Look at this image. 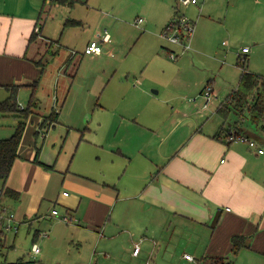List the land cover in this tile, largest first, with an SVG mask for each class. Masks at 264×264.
I'll list each match as a JSON object with an SVG mask.
<instances>
[{"label": "crops", "instance_id": "crops-1", "mask_svg": "<svg viewBox=\"0 0 264 264\" xmlns=\"http://www.w3.org/2000/svg\"><path fill=\"white\" fill-rule=\"evenodd\" d=\"M87 1L78 0L70 7L53 4L51 0H0V95L5 92L6 99L9 92L5 87L19 85L17 96L21 89L28 90L23 99L25 102L28 98V103L31 92L28 85L40 77V68L35 62L49 58L48 50L55 55L45 71L49 67L48 72L54 68L57 71V82L50 91L49 103L43 105L36 93L39 106L36 114L29 118L19 157L4 185V188L18 192L17 199H3L19 223L15 235L24 226L26 234L33 237V244L42 240L45 248L37 253L43 252L42 261L49 257L52 247L67 244V247L85 248L88 258L84 264H89L93 246L105 252L109 246L111 253L132 249V258L138 259L143 253L146 260L158 259L160 255L165 258L171 250V257L176 258L171 264H200L198 259L202 257L227 258L232 253L233 236H244L247 243L236 255L248 250L263 260L264 154H259L245 142L226 144L214 138L224 122L221 118L219 125L212 119V114L218 115L220 103L239 81L229 90L217 89L219 75L213 74V59L205 55V52L215 51L207 22L214 20L216 14L207 12V6H202L199 0L193 4L197 27L191 49L185 52L189 53L187 57L180 55L183 53L180 45L162 46L170 60L176 62L170 63L175 71L155 73L147 64L139 77L128 78L132 72L130 67L127 72H120L119 79L112 83L109 79L113 76H106L108 84L95 106L112 111L113 117L106 119L103 114L94 117L95 112H89L95 107L90 106L87 95L81 94V89L74 86L80 63L103 61L108 64L103 51L92 55L78 51L75 55H62V50L69 49L72 44L78 46L76 37L70 36V32L72 34V30L88 19V8L94 9ZM160 1L157 22L162 27L170 20L167 6L172 5V0ZM229 7L228 4L220 15L227 18ZM52 11L60 12V17L51 16ZM45 14L47 21L51 18L52 25L43 21ZM108 15L105 13L101 21ZM101 21L91 38L85 40L84 47L91 40L101 39L107 31L105 28L101 33ZM145 22L147 28H151L148 21L139 24ZM142 29L146 31L145 27ZM33 33L38 35L30 41ZM155 35L164 40L162 35ZM50 41H59V44L51 46ZM106 51L112 55L110 48ZM253 52L249 48L246 54L249 70L264 76V70L253 65L257 63V55ZM172 54L176 57L171 58ZM196 58L206 63L203 77L196 75L193 78L194 69L184 68L189 60L193 67ZM75 60L72 71L79 68L76 76L70 75L67 85L62 72L66 75ZM121 61L119 59L117 63L121 64ZM117 66L114 67L115 73L118 72ZM208 85L212 87L214 97L209 107L203 109L204 91ZM150 89L158 98L151 97L156 94L150 95ZM165 91L167 93L162 98L160 93ZM222 95L224 99L221 100ZM191 96L193 102H190L195 103L196 110L194 104L188 102ZM144 98L146 102H142ZM190 106L193 112L187 114L190 118L184 121L186 114L181 115L182 109ZM52 110L59 112L58 123L44 133L39 125ZM92 121L94 129L88 125ZM250 126L244 122L241 128L264 148V131ZM92 132L94 136L87 135ZM7 135L1 134L0 137H9ZM36 147H40V163L34 161ZM55 208H59L61 214L66 213L71 221L54 222L52 211ZM141 225L140 234H147L143 245L142 241L135 240L137 233L134 231ZM183 229L185 235L181 234ZM130 231L133 234L129 235ZM42 232L47 236L41 237ZM36 233H39L38 237ZM3 236L5 239L0 248L6 246V232ZM176 236L181 237L179 242ZM155 237L160 241L157 244L153 242ZM179 243H183V247L177 248ZM136 245L139 247L137 254L134 253ZM185 254L192 255L199 262L187 260Z\"/></svg>", "mask_w": 264, "mask_h": 264}, {"label": "rangeland", "instance_id": "rangeland-1", "mask_svg": "<svg viewBox=\"0 0 264 264\" xmlns=\"http://www.w3.org/2000/svg\"><path fill=\"white\" fill-rule=\"evenodd\" d=\"M199 1H201L200 4H202V6L204 4L207 6V12L216 14L214 20L207 22L209 34L212 37L213 43H215V51L212 53L205 52V55L213 59V74L219 75L217 78V89L221 88L224 90L228 88L227 90H229L231 87L236 86L237 80H239V75L241 73V69L236 64L238 57L237 53H239L240 51L238 50L245 45L251 48L252 52L254 51L253 53H256L257 55V63L255 64L254 62L253 65H257L259 66L258 68L264 70V0ZM228 4L230 7L228 8L227 18H225L224 14L220 15V13L227 9ZM89 5H92L94 9L91 10L88 8V19L84 21L83 25L78 26L76 30H72V34L70 32V36L76 37L75 42L78 44V46L72 44L68 47L69 49L65 48L62 50V55H71L73 50L78 51L79 53L84 52L85 40L87 41L91 38V33L97 28L98 22L101 21L102 17L104 18L105 13H109V15L106 16V20L101 21L103 22L101 23V33H104V29L107 28V31L111 36L110 43L101 44L103 47L104 60L109 62L108 64H104L103 61H99L98 63H80L79 67H81V69L78 73L79 76L77 75L78 77L74 83L75 87L81 89V94L83 93L87 95V99L90 101V106H93L94 108L97 102H99L101 93L102 91L104 92L106 88L105 86L108 84L106 83L108 80L105 78L106 76L107 78L113 76L111 79H109V82L112 83L116 79H119L120 72H127L130 67L132 72L130 71L129 75L127 73L128 78L132 79L133 76L139 77L140 73L144 70L147 64L148 69L155 73L175 71L174 67L170 63L176 64V62L171 61L169 55H167L165 50L162 48V46L171 48L170 46L172 43L167 39L165 40V37L163 36V30L166 26L162 25L161 27V25L157 22L158 13L161 10L160 0H89ZM189 5H191L189 11L185 12L186 7ZM189 5L183 6V4H179L178 0H172V5H170V7L167 6V9H169L168 13H170L171 16L169 17V22H171L173 19V13L177 7L180 10L179 14H184L185 17L192 21L193 28L196 33L197 24L195 22L196 16L194 18V5ZM83 10V13L85 14L86 9L84 8ZM52 14H54V16L60 17L61 13L58 11H52L51 16ZM93 15H95V17H93ZM45 16L46 14L43 17L44 22L47 21ZM140 18H142L144 21H148L151 24V26H149L151 28H147L146 22L142 25H140L141 23L136 25L138 24L137 20ZM51 21V18H49V21H47L48 24H50ZM225 23L226 29L224 28ZM143 27L146 28L145 32L142 29ZM52 32L53 34H56V30L53 29ZM60 32L61 31H59L56 36L59 37ZM155 33L162 35L164 40L162 39L161 41L157 35H155ZM109 48L112 55L110 53L108 54L106 51ZM188 51L189 50L184 51L183 53L180 51L179 54L181 53L180 55L185 58L189 55V53L185 54V52ZM183 54L185 55L183 56ZM248 58L250 61V57ZM119 59H122L121 64L117 63ZM220 61H224V63L222 64ZM76 62L77 60H75L73 65L70 66V69H68V73H66V75L62 72V75L65 77L63 79L66 80L67 85L70 82V75L72 74V76H74L75 74L76 76V71L79 67L74 68V71H72ZM178 62L179 61H177V63ZM205 64L198 61L196 58L194 59L193 67L192 62L189 60V64L184 68L187 70L194 69L193 78L196 75L203 77L206 75L207 67ZM54 65L55 66L53 67H56V64ZM115 66L118 68L117 73L114 71ZM49 69L50 67L45 71L43 79L39 83L37 90V96L40 97L43 105L49 103V94L51 93L50 91H53L57 82V71L54 68L48 72ZM125 77L127 76L125 75L124 78ZM211 78H215V75H211ZM1 93H3V95H0V99L3 100L6 97V94L3 91ZM28 93V90L21 89L17 99L21 107L26 106L28 98L25 102L23 99L24 97L26 98ZM152 93L156 94L152 91V89H150V95H153ZM165 93L167 92L165 91L160 93L162 98L165 96ZM225 94L226 93H224V95ZM224 95L220 97L221 100L224 99ZM218 96H220L219 93ZM151 97L158 98L157 94ZM192 97L193 96L190 97L188 102L192 101ZM146 101L147 99H142V102ZM192 102L190 103L194 104L195 109V103ZM42 109L44 108L42 107ZM191 111L193 112L192 106H190V108L182 109L181 115L184 113L186 114V116L183 117L184 121L190 118L187 116V114H189ZM89 112H95L94 117L100 114H103V117L106 119L113 117L111 110H101L97 109V107L91 109ZM167 116H169V112H167ZM212 117V119L218 122L219 125L222 123V119L219 115L212 114ZM237 118L238 117L236 115L232 114L226 123L232 124ZM17 122L18 119L15 116H0V136L1 134L5 133L8 134L7 136H11L15 131ZM245 124L248 126L251 125L248 121H246ZM85 125L86 124L80 128L83 129ZM88 125L91 129L95 128L94 121H92V123H88ZM87 135L94 136V133L92 132ZM50 208H52V204ZM55 210H57L58 215H53L55 219L54 222L69 223L63 218L66 216V213L61 214L59 208H55ZM158 224H161V222H158ZM141 227L142 225L140 227H135L134 231L137 233H135L137 235L135 240L140 243L142 241L143 245V240L147 238H145L147 234H140L139 231ZM26 231L27 230H25V227L23 226L17 235H15L14 231L6 232V246L0 248V264H84V261L86 258H88L86 257L87 252L85 251V248L77 249L76 245H70V247H67V244H62L58 247H52L49 257L46 258L45 261H42L41 256L43 252L37 255L33 253V237L31 238L30 235H27ZM131 234H133L132 231H130L129 235ZM181 234L185 235L184 229L181 231ZM180 238V236H176V241L179 242ZM128 240L130 241V239ZM153 242L157 244L160 241L157 237H155ZM172 242L174 243L175 239H173ZM34 244H38L40 251L42 248H45V246H43L42 240H39ZM106 247L109 250L106 249L105 252L101 251L100 249L96 250L93 246L90 252L92 258L89 264H171V261L176 259L175 257H171V250L165 254V258H162V255H160L158 259L153 257V259L146 260L143 257V253L138 259L132 258V249L126 250L124 252H122L123 249H119L118 251L111 253L112 249L109 246ZM181 247H183V243H179L177 245V248ZM93 251H96L95 255H93ZM242 252L243 253L240 255L229 253L227 258L228 260H231L233 264H264V259L262 258L263 260H260L261 258L258 256V254L249 252L248 250Z\"/></svg>", "mask_w": 264, "mask_h": 264}, {"label": "trees", "instance_id": "trees-1", "mask_svg": "<svg viewBox=\"0 0 264 264\" xmlns=\"http://www.w3.org/2000/svg\"><path fill=\"white\" fill-rule=\"evenodd\" d=\"M78 0H51V3L58 5L74 6ZM175 8L174 16L177 14ZM173 16V17H174ZM71 21H68V23ZM38 34L33 33L30 41L35 39ZM59 44V41H53L50 44ZM60 46L58 47V51ZM49 58L43 59L35 64L40 68V77L28 85L30 87V97L27 105L21 107L17 100V92L19 85H8L5 88L8 90L9 95L6 99L0 100V116L12 115L18 119L14 133L9 137H0V188L3 189V197L17 199L18 192L4 188L5 182L8 179L14 162L19 157L18 151L24 135L26 125L29 122L31 115L36 114L35 110L39 106V100L36 96L37 87L41 75L50 62V59L55 55L52 50H48ZM248 60L245 62L237 58V66L241 69V74L237 87L231 91L222 101L218 107L217 114L223 119V125L214 136L215 139L222 141L226 144L234 142L231 136L239 137L244 136L248 139L249 133L241 128V125L248 121L253 126L260 128L264 131V76L256 74L249 70ZM236 115L238 118L232 123H226L230 115ZM59 112L52 110L47 116L43 117L39 125L40 130L47 132L50 128H54L58 123ZM39 133V132H38ZM36 133V136L38 135ZM35 162H39L40 147H36ZM2 186V187H1ZM39 233H36V237ZM4 236H0V243L4 241ZM246 239L244 236H233L231 239V252L236 255L243 247H246ZM200 264H233L231 260L226 257H202L198 259ZM197 261V260H196ZM197 261V262H199ZM196 262V263H197Z\"/></svg>", "mask_w": 264, "mask_h": 264}, {"label": "built area", "instance_id": "built-area-1", "mask_svg": "<svg viewBox=\"0 0 264 264\" xmlns=\"http://www.w3.org/2000/svg\"><path fill=\"white\" fill-rule=\"evenodd\" d=\"M179 4H183V6H187L189 4H196L197 0H178ZM177 14L173 17L171 22H169L166 27L163 30V36L165 39H167L169 42L173 44L180 45L182 48V52L190 50L191 49V43L194 35V28L193 23L191 20H189L187 17H185L184 14H179L180 10L177 8ZM144 20L142 18L137 20V23H142ZM110 41V35L108 31H105L104 35L101 37V39H94L91 40L88 45L84 49V54L86 55H92V54H100L103 51L102 43H106ZM249 52L248 47H243L241 51L238 53V59L240 61L246 60V54ZM77 52L73 51L72 55H75ZM175 55H171V58H175ZM214 97V93L212 91L211 86H206L204 91V103L202 108L207 109ZM231 140L233 141H240L245 142L249 145L250 148L255 149L258 151L259 154H264V148H261L258 143L252 139H248L244 136L234 137L231 136ZM64 195H68L67 192H64ZM3 189L0 188V236H3L5 232L14 231L15 234L19 230V223L15 221V214L10 208L3 203ZM229 210V209H228ZM52 214L57 216L58 212L57 210H53ZM66 222H70L71 218L66 215L63 217ZM15 223V224H14ZM41 237H46L47 233L42 232L40 234ZM33 253L37 254L40 252V249L37 244H33L32 246ZM139 252V247L136 245L134 249V253L137 254ZM184 257L187 260H190L192 262H197L196 259L190 255L185 254Z\"/></svg>", "mask_w": 264, "mask_h": 264}]
</instances>
